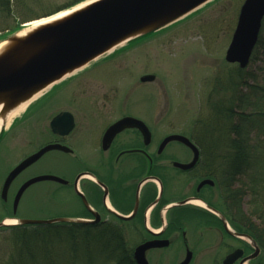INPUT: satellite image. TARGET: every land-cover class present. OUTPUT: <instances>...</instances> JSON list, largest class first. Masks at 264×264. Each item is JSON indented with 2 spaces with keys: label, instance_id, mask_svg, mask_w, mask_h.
<instances>
[{
  "label": "flooded vegetation",
  "instance_id": "af4514ba",
  "mask_svg": "<svg viewBox=\"0 0 264 264\" xmlns=\"http://www.w3.org/2000/svg\"><path fill=\"white\" fill-rule=\"evenodd\" d=\"M179 21L114 49L53 84L2 129L0 157L7 151L13 157L4 175L0 174V222L21 218L22 207L35 200L60 196L63 209L81 221L76 223L79 230L106 233L111 242L116 239L122 244L127 251L119 260H135V248L150 244L144 252L149 264L182 260L223 264L235 253L231 264H264L255 231L235 226L225 209L229 172L224 157L234 147L225 143L224 135L195 130L192 123L186 129L173 123L163 126L169 101L155 74H142L129 82L128 52L143 53L152 40L154 46H160V35ZM174 36L163 38L168 41ZM237 67L235 64L234 70ZM145 76L152 78L142 80ZM230 83L238 105L240 83ZM142 84L156 86L147 99L132 95ZM57 86L61 91L56 94ZM223 90L216 85L210 94H224ZM147 100L152 102L148 109ZM60 114L63 116L53 121ZM126 117L140 121L142 128L126 127L107 138V129ZM170 135H181L193 146L177 139L162 145ZM48 145L55 147L23 167L4 190L9 172ZM194 148L195 163L179 166L193 161ZM41 175L61 180L31 183L19 195L28 180Z\"/></svg>",
  "mask_w": 264,
  "mask_h": 264
},
{
  "label": "water",
  "instance_id": "95a60500",
  "mask_svg": "<svg viewBox=\"0 0 264 264\" xmlns=\"http://www.w3.org/2000/svg\"><path fill=\"white\" fill-rule=\"evenodd\" d=\"M209 1L87 0L26 33L20 34L21 30L8 36L3 40L7 41V44L0 50V133L10 123H6L5 114L13 108L30 99L28 105L37 97L36 95H40L53 84L70 76L100 56L124 43L159 31L179 21ZM263 17L264 0L243 1L224 54V60L227 63H235L240 68L248 66ZM151 78L152 76H145L142 77V80ZM62 116L63 114L56 116L53 121ZM141 125L143 126L140 121L133 118H122L107 129L105 136L111 138L121 129L131 126L141 127ZM173 139L192 145L181 135L167 136L162 145ZM53 147L55 146L43 147L13 168L5 180L4 190L23 167ZM194 150L193 161L188 165L179 166L186 168L195 163L197 150L195 148ZM41 180L60 181L61 179L52 175L34 177L21 187L19 195L26 186ZM204 206L206 205L204 204ZM217 214L225 223L224 217ZM80 222L74 217L17 218L10 225L76 224ZM8 225L5 220L0 222V227ZM148 247L150 244H143L135 248L136 264H149L144 256L145 249ZM257 253L258 247L256 246L254 256ZM234 257H236V253L227 256L223 264L233 263ZM188 262L189 260H182L178 264H187Z\"/></svg>",
  "mask_w": 264,
  "mask_h": 264
},
{
  "label": "rangeland",
  "instance_id": "374dc122",
  "mask_svg": "<svg viewBox=\"0 0 264 264\" xmlns=\"http://www.w3.org/2000/svg\"><path fill=\"white\" fill-rule=\"evenodd\" d=\"M85 1L87 0L70 4L71 0H20L17 7L22 10V12H18L21 23L13 32L11 30L1 32L0 41L26 28L24 26L26 23L51 17L74 8ZM243 1L210 0L187 15L184 20L165 30L163 35H160L162 41L160 46H154V40H152L151 45L148 46L149 49L145 52L142 53L136 49L128 52L130 84L137 81L142 74L153 73L165 88L164 92H166L169 106L166 112L167 115L162 120L163 126L166 123H173L178 128L186 129L192 123L195 130H200V123L212 117H206V115L213 114L210 111L209 103L210 100L215 101V97H218L219 94L213 95L210 93L216 85L224 88V94H220V96L223 95L224 100L222 97L220 100L230 104L232 98H230L232 96L230 92H233L234 86L230 83L231 79L228 80L227 78V71L232 72L235 64L226 63L224 54L230 42ZM220 8L225 9L222 11ZM168 34H174L175 36L171 40L166 41L163 37ZM246 68L251 72L255 83H264V53L261 52L253 63L248 64ZM250 82L252 83L254 80L251 79ZM155 87L153 84L139 85L134 89L132 95H135L134 97L142 96L147 99L152 96L151 92L154 91ZM60 91L61 88L57 86L53 93L57 94ZM157 94L161 97L159 93ZM47 96L50 95L48 94ZM57 96H61V93ZM146 102V109H148L150 107L148 103L152 104V102L148 100ZM226 104L224 103V106ZM235 106L236 104L234 103ZM229 117L232 118L233 116L229 115ZM229 137L228 142H231L235 134H230ZM6 155L2 154L0 157L1 176L4 175L6 169L12 163L10 159L13 156L9 151L6 152ZM226 164L227 162L225 163V168ZM42 167L43 164L38 166V168ZM236 186L241 187L238 181L233 183L232 187ZM250 200L251 196L249 192H246L242 197V209L245 212L250 211ZM229 201V198H226V202ZM28 207L25 205L22 207L21 218L50 219L70 217L63 209L60 196L50 200H35ZM5 222L9 224L7 227L12 226L10 224L13 222L9 218L5 219ZM7 227L0 229V264H3L12 253L13 232ZM62 260H67V262L61 261V264H111L99 254H94L90 257L81 255ZM112 260H119V258ZM196 264H212V260H199V263L196 262ZM217 264H220V262Z\"/></svg>",
  "mask_w": 264,
  "mask_h": 264
},
{
  "label": "trees",
  "instance_id": "16d2710c",
  "mask_svg": "<svg viewBox=\"0 0 264 264\" xmlns=\"http://www.w3.org/2000/svg\"><path fill=\"white\" fill-rule=\"evenodd\" d=\"M19 1L0 0V33L13 32L21 23L18 12L22 10L17 7ZM79 1L83 0H71L70 4ZM261 52L264 53V17L249 64ZM227 72L228 80L238 81L243 87L239 104L234 107L233 93L230 104L223 101V96L215 97L216 100L209 103L213 116L199 126L201 131L209 129L216 131L218 136L224 135L225 140L228 139L225 143L234 147L232 151L225 152L224 157L229 172L225 195L230 200L226 202L225 209L235 226H247L255 231L264 252V83H255L247 68L237 67ZM251 79L254 82L251 83ZM230 134H235L236 138L228 142ZM234 181H238L241 187H232ZM246 192L251 196L249 212L242 209V197ZM9 229L13 232L12 253L3 264H61V261L67 262L62 260L64 258L94 254L102 255L111 264H136L135 260H112L126 255L127 250L122 244L115 238L111 242L106 233L79 230L76 224L17 225Z\"/></svg>",
  "mask_w": 264,
  "mask_h": 264
},
{
  "label": "bare ground",
  "instance_id": "6f19581e",
  "mask_svg": "<svg viewBox=\"0 0 264 264\" xmlns=\"http://www.w3.org/2000/svg\"><path fill=\"white\" fill-rule=\"evenodd\" d=\"M62 12L58 13V14H55L51 17H48V18H43V19H40V20H36V21H33V22H30V23H26L24 26H26V28H24L20 34H23V33H26L27 31L31 30L32 28L34 27H37L39 26L40 24L44 23L45 21H48V20H53L59 16H61ZM7 44V41H3V42H0V50H2L4 48V46ZM38 96V95H36ZM34 96V97H36ZM33 97V98H34ZM30 100V99H29ZM28 101H25L23 103H21L20 105H18L17 107L13 108L12 110H10L8 113H6L5 117H6V123L8 124L15 116H17V114H19L24 108L25 106L27 105V103L29 102ZM0 124H1V120H0Z\"/></svg>",
  "mask_w": 264,
  "mask_h": 264
}]
</instances>
